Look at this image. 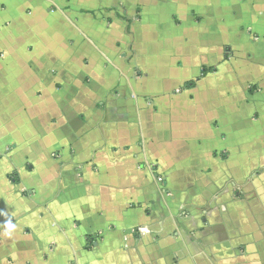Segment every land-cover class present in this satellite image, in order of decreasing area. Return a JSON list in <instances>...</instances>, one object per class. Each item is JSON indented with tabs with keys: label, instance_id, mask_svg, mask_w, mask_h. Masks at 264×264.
Returning a JSON list of instances; mask_svg holds the SVG:
<instances>
[{
	"label": "crops",
	"instance_id": "0c3cea01",
	"mask_svg": "<svg viewBox=\"0 0 264 264\" xmlns=\"http://www.w3.org/2000/svg\"><path fill=\"white\" fill-rule=\"evenodd\" d=\"M0 264H264V0H0Z\"/></svg>",
	"mask_w": 264,
	"mask_h": 264
},
{
	"label": "trees",
	"instance_id": "16d2710c",
	"mask_svg": "<svg viewBox=\"0 0 264 264\" xmlns=\"http://www.w3.org/2000/svg\"><path fill=\"white\" fill-rule=\"evenodd\" d=\"M123 20L126 21V23H127V27H126L125 31L128 33L129 32V25L131 23V20L128 19V18H125V17H123Z\"/></svg>",
	"mask_w": 264,
	"mask_h": 264
}]
</instances>
